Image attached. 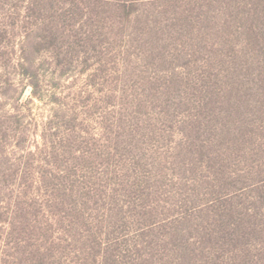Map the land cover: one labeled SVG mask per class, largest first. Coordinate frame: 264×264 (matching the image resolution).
<instances>
[{
  "label": "rangeland",
  "instance_id": "374dc122",
  "mask_svg": "<svg viewBox=\"0 0 264 264\" xmlns=\"http://www.w3.org/2000/svg\"><path fill=\"white\" fill-rule=\"evenodd\" d=\"M257 1L0 0V264H247Z\"/></svg>",
  "mask_w": 264,
  "mask_h": 264
},
{
  "label": "trees",
  "instance_id": "16d2710c",
  "mask_svg": "<svg viewBox=\"0 0 264 264\" xmlns=\"http://www.w3.org/2000/svg\"><path fill=\"white\" fill-rule=\"evenodd\" d=\"M246 15L247 56L251 59L253 64L257 62L264 63V0L251 3V6L247 7ZM31 83L34 86V96H39L37 82L31 81ZM225 91L233 95L235 99L234 102L238 101L246 94L248 101L253 94L255 98H258V95L260 98H264V78L257 77L247 78V80H232L230 86H228ZM249 103L250 102H247V104ZM257 132L261 133L262 131L252 128L247 131V134L249 133V135H251ZM257 162L256 159H253L252 164L248 168L254 169ZM249 188L251 189L247 193V237H245L247 239L243 237L241 240V237L238 238V233L234 234L239 225L238 223H233L228 227L233 228L234 231H232L233 237L229 239L231 240V245L234 243L230 250L238 254L243 247L247 246V264H264V177L250 184ZM237 254H234V257H236ZM217 261L222 263L218 256Z\"/></svg>",
  "mask_w": 264,
  "mask_h": 264
}]
</instances>
